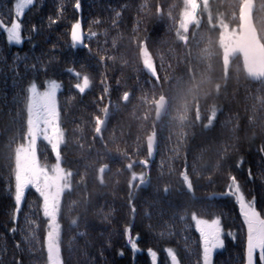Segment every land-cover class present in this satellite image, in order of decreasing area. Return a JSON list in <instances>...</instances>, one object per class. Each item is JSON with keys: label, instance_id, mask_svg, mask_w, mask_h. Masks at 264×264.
<instances>
[{"label": "trees", "instance_id": "16d2710c", "mask_svg": "<svg viewBox=\"0 0 264 264\" xmlns=\"http://www.w3.org/2000/svg\"><path fill=\"white\" fill-rule=\"evenodd\" d=\"M210 1L209 13L189 30L187 43L176 35L181 0H80V12L74 10L76 0H35L22 17L21 46L8 44L0 33V264H47V220L38 194L26 191L16 225L12 213L14 149L26 131L24 90L33 80L42 88L48 79L62 84L57 93L66 140L62 166L75 173L74 190L62 198L58 217L63 264H151L148 248L157 252V264H171L167 248L180 264H202L194 215L220 220L225 247L214 253L213 264H246V227L234 199L223 193L229 174L236 176L246 199L254 196L264 215V154L259 151L264 145V80L248 79L239 54L225 63L219 44L221 24L239 28L244 0ZM251 1V21L264 46V0ZM14 2L0 0L5 22L14 15ZM61 7L59 22L50 25L49 17L57 18ZM77 19L90 50L70 47L71 23ZM141 43L159 81L143 69ZM68 68L80 73V80ZM84 75L90 87L81 94L73 85ZM161 96L168 106L157 119L154 105ZM105 105L110 115L97 136L95 117H103ZM213 108L217 115L205 127ZM154 129L157 149L149 160L147 136ZM37 149L42 163L55 161L45 142ZM141 159L149 160L147 168ZM133 172L148 173L146 185L131 189L134 216L129 183L139 185V180L132 181ZM182 172L190 177L191 191ZM128 224L133 235H140L143 251L135 255L125 243Z\"/></svg>", "mask_w": 264, "mask_h": 264}, {"label": "snow or ice", "instance_id": "6c2138e0", "mask_svg": "<svg viewBox=\"0 0 264 264\" xmlns=\"http://www.w3.org/2000/svg\"><path fill=\"white\" fill-rule=\"evenodd\" d=\"M205 3L208 0H204ZM35 0H15L14 2V15L10 20V23L5 22L0 18V33L5 34L6 42L8 44L22 45L24 38L22 36V17L25 10L32 6ZM184 4L187 6L186 10L181 13V22L178 26L177 37L179 40L188 42L189 37L187 35L190 24H199V20L196 19L195 13L198 9V0H184ZM74 10L80 12L81 3L80 0H76ZM157 11H160L158 6ZM63 14V8L58 9L57 18L53 19L49 17V24H57L59 17ZM120 13H117L119 16ZM243 21V16L241 17ZM33 31H36L33 26ZM92 33L91 36H95ZM87 36V38H91ZM31 37H29L30 39ZM86 34L82 30V23L80 19L71 23L70 28V47L76 49L78 47L89 49V45L85 43ZM35 47V45H33ZM140 57L143 64V69L157 81L159 76L157 74L156 67L154 66L153 58L149 54L147 47L144 43L139 45ZM264 47V46H262ZM90 50V49H89ZM230 49L226 48V53ZM19 59V56L16 57ZM66 71L80 80V73L75 72L74 69L68 68ZM255 79H264V63L259 64L258 71L254 75ZM73 87L83 94L90 87V78L88 75H84L82 81L77 82ZM62 89V84L55 79H48L44 81L43 91L39 90L38 83L33 80L24 90L26 93V131L23 134V143L17 144L14 149V209L12 213L13 225H16L19 215L21 213L26 191L32 189L38 194L41 204L42 215L47 220L46 235L44 238V247L47 252V264H63L61 258V224L58 221V217L61 214L62 198L66 193L71 194L74 190L73 177L75 173L62 166V163H66V160L62 159L61 145L66 143L65 132L60 125V111L57 102V93ZM109 88L105 84L104 95H107ZM103 99V96L101 97ZM129 99V93L123 94V100ZM159 112H163L166 108V99L161 96L156 101ZM103 117H95V133L99 136L103 130V126L107 122L109 117V107L105 105L101 109ZM217 115L216 109L213 108L211 115L207 118V124L205 127L213 124V119ZM197 120L200 119L199 109H197ZM43 140L50 146L51 153L55 157V163L50 167L47 163H42L37 153V142ZM156 144V132L153 130L151 135L147 136V156L149 160L154 155V146ZM261 154H264V145L259 149ZM149 160L141 159L139 163L148 167ZM238 168L243 166V158L236 165ZM128 168H132V164L128 165ZM104 171L103 168L100 169ZM184 184L188 190L191 191L192 183L187 172H182ZM249 178L251 174L249 172ZM139 180V185L129 183V208L133 216L135 215V206L132 200V191L134 187L146 185L148 183V173L142 172L139 176L135 172L132 173V181ZM223 195L234 198L235 204L239 208V215L242 219L243 225L246 227V244H245V261L246 264H264V215L258 211L256 206V200L253 196L251 199H246V194L242 189V185L237 180V177L229 174L228 183L226 185V191ZM193 220L196 221L197 231L199 232L200 244L202 248V264H213L214 250H222L225 247V241L222 238V228L219 219H213L211 221L197 219L193 216ZM28 223H32L30 220ZM72 224H76V220H72ZM131 224H128L124 229L125 243L130 248L133 255L137 252L143 251L139 247L140 235L137 233L133 235L131 231ZM12 233L17 231L14 226L10 229ZM83 235V233H81ZM228 235H231L229 233ZM19 247V245H17ZM167 257L170 259L171 264H179L177 255L174 250L167 248L164 250ZM119 255H123L121 250ZM146 254L150 257L151 264H157L158 254L152 248L146 250ZM16 264H22L21 261H16Z\"/></svg>", "mask_w": 264, "mask_h": 264}, {"label": "water", "instance_id": "95a60500", "mask_svg": "<svg viewBox=\"0 0 264 264\" xmlns=\"http://www.w3.org/2000/svg\"><path fill=\"white\" fill-rule=\"evenodd\" d=\"M240 19L243 16V21L241 20V25L239 28L240 38H239V48L238 54L242 56V64L244 66V72L251 81H259L262 79H255L254 75L258 71V66L264 63V52L261 43L258 40L257 32H255L250 19V14L252 12L251 6L245 4L242 9ZM159 99H157L158 101ZM167 107V101H166ZM156 108V118L160 117L166 110L161 113L155 103ZM156 152V144L154 146V154ZM155 155L151 158L153 160Z\"/></svg>", "mask_w": 264, "mask_h": 264}, {"label": "rangeland", "instance_id": "374dc122", "mask_svg": "<svg viewBox=\"0 0 264 264\" xmlns=\"http://www.w3.org/2000/svg\"><path fill=\"white\" fill-rule=\"evenodd\" d=\"M181 2H183V6H182V9H181V11H180V13H182L183 11H185L186 10V8H187V6L184 4V0H181ZM210 0H208V2L207 3H205L204 2V0H198V9H197V11H196V13H195V16H196V19L197 20H199V18H200V16L201 15H207L209 12V4H210ZM245 4H247V5H249V6H251V9L253 8V2L251 1V0H244L243 2H242V4H241V6H240V13H239V21H240V25H241V19H240V15H241V13H242V11H241V9H242V7L245 5ZM13 10H14V8H13ZM251 16H252V12H251V14H250V19H251ZM180 22H181V14H180V17H179V21H178V26H179V24H180ZM252 25H253V22H252ZM197 26V24H190L189 25V30L192 28V27H196ZM254 27V26H253ZM239 28H240V26H239ZM239 28H234V27H228L227 25H224V24H221V26H220V33H221V35H220V39H219V44L221 45V47H222V50H223V54H224V60H225V63H227V64H229V58H230V56L232 55V54H234V53H236V54H238V48H239V38H240V32H239ZM254 30H255V28H254ZM177 31H178V27H177V30H176V35H177ZM189 32V31H188ZM255 32H257L256 30H255ZM188 34V33H187ZM257 36H258V33H257ZM258 40H259V37H258ZM181 41V40H180ZM182 43H185L184 41H181ZM260 42V41H259ZM261 43V42H260ZM10 45H12V46H14V44H10ZM15 46H17V45H15ZM19 46H21V45H19ZM261 46H263V44L261 43ZM226 48L227 49H230V51H228L227 53H226ZM263 48V52H264V47H262ZM240 56V55H239ZM240 58H241V63H242V56H240ZM244 67V66H243ZM246 75V74H245ZM249 79V78H248ZM264 79H262V80H259V81H255V82H261V81H263ZM253 82V81H252ZM39 90L40 91H43V87L42 88H40L39 87ZM160 98V97H159ZM158 98V99H159ZM167 101V100H166ZM167 106H168V103H167ZM154 107H155V105H154ZM166 109H167V107H166ZM155 111H156V108H155ZM165 112H166V110H165ZM165 112L162 114V115H164L165 114ZM161 115V116H162ZM160 116V117H161ZM40 141H43V140H38V142H37V146H38V143L40 142ZM44 142V141H43ZM46 143V142H45ZM47 144V143H46ZM62 146V145H61ZM156 149H157V146H156ZM37 152H38V149H37ZM156 153V152H155ZM155 155V154H154ZM55 159V158H54ZM55 163V161L54 162H52V164H54ZM52 164H50L49 165V167L52 165ZM29 190H32V189H29ZM34 191V190H33ZM35 192V191H34ZM234 199V198H233ZM239 209V208H238ZM197 219H199V218H197ZM201 220V219H200ZM208 221V220H207ZM194 227L197 229V224H196V221L194 220ZM198 234H199V232H198ZM200 238V237H199ZM216 252H218V250H214V253H216ZM180 264V263H179ZM257 264H258V261H257Z\"/></svg>", "mask_w": 264, "mask_h": 264}]
</instances>
